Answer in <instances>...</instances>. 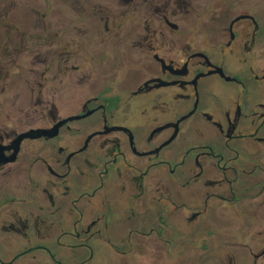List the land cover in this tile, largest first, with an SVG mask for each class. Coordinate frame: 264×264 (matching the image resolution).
Wrapping results in <instances>:
<instances>
[{
	"label": "flooded vegetation",
	"instance_id": "flooded-vegetation-1",
	"mask_svg": "<svg viewBox=\"0 0 264 264\" xmlns=\"http://www.w3.org/2000/svg\"><path fill=\"white\" fill-rule=\"evenodd\" d=\"M0 264H264V0H0Z\"/></svg>",
	"mask_w": 264,
	"mask_h": 264
}]
</instances>
